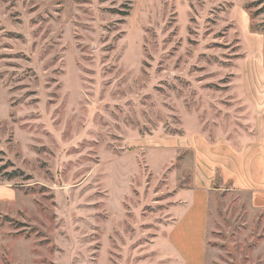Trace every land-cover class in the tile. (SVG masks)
I'll use <instances>...</instances> for the list:
<instances>
[{
	"label": "rangeland",
	"instance_id": "374dc122",
	"mask_svg": "<svg viewBox=\"0 0 264 264\" xmlns=\"http://www.w3.org/2000/svg\"><path fill=\"white\" fill-rule=\"evenodd\" d=\"M242 9L264 34V0H0V264H264V193L180 223L183 136L252 129Z\"/></svg>",
	"mask_w": 264,
	"mask_h": 264
},
{
	"label": "crops",
	"instance_id": "0c3cea01",
	"mask_svg": "<svg viewBox=\"0 0 264 264\" xmlns=\"http://www.w3.org/2000/svg\"><path fill=\"white\" fill-rule=\"evenodd\" d=\"M236 24L244 47L239 76L241 92L248 102L252 129L248 134H241L237 142L225 137L212 140L200 132L190 135L188 139L186 135L183 136L184 141L177 150L191 153L192 173V188L184 189L186 194L192 193L189 200L192 199L188 204L189 209L180 218L183 227L199 222L207 203L196 198L203 199L216 183L229 185L231 190L240 192L264 193V34L251 30V18L244 9ZM187 236L194 238L192 234ZM177 252L180 255L179 249Z\"/></svg>",
	"mask_w": 264,
	"mask_h": 264
},
{
	"label": "trees",
	"instance_id": "16d2710c",
	"mask_svg": "<svg viewBox=\"0 0 264 264\" xmlns=\"http://www.w3.org/2000/svg\"><path fill=\"white\" fill-rule=\"evenodd\" d=\"M248 7H246V9H247ZM251 30L253 31V32H260L259 30H258V28H256V27H254L253 25H252V23H251Z\"/></svg>",
	"mask_w": 264,
	"mask_h": 264
}]
</instances>
